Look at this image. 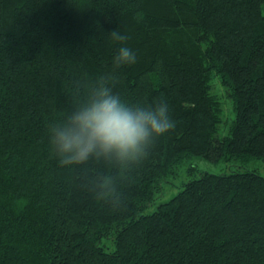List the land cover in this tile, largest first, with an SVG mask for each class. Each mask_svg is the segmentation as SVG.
Returning <instances> with one entry per match:
<instances>
[{"label":"trees","instance_id":"obj_1","mask_svg":"<svg viewBox=\"0 0 264 264\" xmlns=\"http://www.w3.org/2000/svg\"><path fill=\"white\" fill-rule=\"evenodd\" d=\"M121 43L137 60L114 67ZM214 72L235 110L221 137ZM101 75L129 103L166 101L174 127L134 165L61 166L50 125ZM196 156L264 160V0H0V264H264L257 169L202 172L143 213Z\"/></svg>","mask_w":264,"mask_h":264},{"label":"clouds","instance_id":"obj_2","mask_svg":"<svg viewBox=\"0 0 264 264\" xmlns=\"http://www.w3.org/2000/svg\"><path fill=\"white\" fill-rule=\"evenodd\" d=\"M116 41L128 37L112 31ZM137 55L121 43L112 58L114 67L132 65ZM110 75L99 76L84 99L49 128L51 150L59 165L76 167L91 161L131 166L139 162L153 141L174 127L166 101L129 103L114 90ZM92 192L119 205L116 180L97 172L86 181Z\"/></svg>","mask_w":264,"mask_h":264},{"label":"rangeland","instance_id":"obj_3","mask_svg":"<svg viewBox=\"0 0 264 264\" xmlns=\"http://www.w3.org/2000/svg\"><path fill=\"white\" fill-rule=\"evenodd\" d=\"M209 90L212 94L217 96L220 104L219 116L221 117V121L218 124L216 135L220 137L225 136L228 133V129L232 123L231 121L235 117V110L226 87L222 84L221 78L215 72L210 76ZM191 166H194L196 170L189 174L188 169ZM246 169H257L264 175V160H252L246 164H237L226 161L213 162L201 156L193 157L191 160L179 167L175 176L166 178V180L161 184V191L157 194V199L151 206L147 207L143 213L149 214L153 212L157 209L160 203L169 200L173 195L177 194L183 188V184L186 181L199 177L202 172L223 174L235 171H245ZM103 243L106 245L107 251H112L114 249L112 241L105 240Z\"/></svg>","mask_w":264,"mask_h":264}]
</instances>
